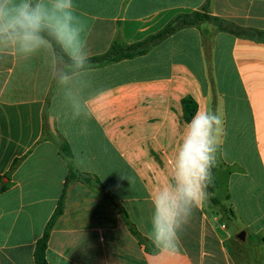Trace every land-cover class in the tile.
<instances>
[{
  "label": "crops",
  "instance_id": "0c3cea01",
  "mask_svg": "<svg viewBox=\"0 0 264 264\" xmlns=\"http://www.w3.org/2000/svg\"><path fill=\"white\" fill-rule=\"evenodd\" d=\"M74 4L87 22L89 59L106 54L115 41L141 42L195 12L252 32L238 36L205 23L210 50L202 30L189 27L144 55L90 69L91 115L76 121L41 58L0 53V181L7 185L0 193V264H35L36 244L70 169L94 188L79 180L68 184L48 239L49 264H264V0ZM211 68L215 76L209 79ZM185 97L194 99L197 110L223 118L215 195L232 214L206 201L185 226L175 254L150 252L98 190L150 240L149 197L170 177L188 122ZM221 185L225 201L218 196ZM225 221L245 231V239Z\"/></svg>",
  "mask_w": 264,
  "mask_h": 264
},
{
  "label": "clouds",
  "instance_id": "9594fccd",
  "mask_svg": "<svg viewBox=\"0 0 264 264\" xmlns=\"http://www.w3.org/2000/svg\"><path fill=\"white\" fill-rule=\"evenodd\" d=\"M87 30L74 0H0V53L11 52L24 61L41 58L73 121L91 115ZM223 123L220 114L197 110L184 126L168 181L150 194L148 235L161 254L178 251L185 226L211 197L208 188L214 185L212 170L222 154Z\"/></svg>",
  "mask_w": 264,
  "mask_h": 264
},
{
  "label": "trees",
  "instance_id": "16d2710c",
  "mask_svg": "<svg viewBox=\"0 0 264 264\" xmlns=\"http://www.w3.org/2000/svg\"><path fill=\"white\" fill-rule=\"evenodd\" d=\"M204 10H207V7H204ZM205 23L214 26L217 31L228 32V33L238 35V36H246L250 32H252L248 29H244L242 27H239V26L235 25L234 23L228 22L226 20H223V19H220L217 17L210 16L207 13L195 12L192 14L180 15V16L176 17L175 19H173L161 31H159L158 33H156L154 35L147 37L146 39H144L141 42L134 43L131 45H126L119 40L115 41L106 54L89 59L90 69L101 67V66H104V65H107L110 63H116V62L126 60V59H132L134 57L144 55L153 46L157 45L158 43H160L161 41H163L167 37L171 36L172 34L176 33L179 30H182L184 28H189V27H197V28H200L202 30V34L204 37V44L206 45V48L208 50H210L211 38H210V36H208L206 34L205 30H203V28H202V24H205ZM207 52H208L207 54L210 55V52L209 51H207ZM182 104H183L186 120L190 121L192 116L197 111V104L194 101V99L191 97H185L182 100ZM17 163L18 162L16 161V163L14 164V168L17 165ZM212 171H213V175L215 177L217 168L215 167ZM74 180H79V181L83 182L84 184L88 185L89 187L94 188V185L92 184V181L90 179H88L87 177L78 173L77 171L70 169L69 174H68L67 179H66L65 188H64V191L60 197L58 206H57L52 218L48 222L42 238L36 244V249H35V254H34L35 264H49L47 262V259H46V252L48 249V239H49L50 233L52 231V228H53L56 220L63 213L66 188H67L68 184ZM217 187H218V183H217V179L215 177L214 185H212L208 188V191L211 193V197L207 201L210 204H212L213 206L218 207L220 209V211H222L226 214H228V213L232 214V211L228 210L216 197L215 193H216ZM6 189H7V185L2 184V182L0 181V193L4 192ZM98 191H100V193L106 199H108L114 206H116L118 209H120L123 212L124 219L126 220L131 232L138 238L140 243L142 245L146 246L148 251L156 252L157 250L155 249L152 242L150 240L142 237V235L139 233V231L137 230L135 225L131 222L129 216L124 212L123 209H121L120 205L114 199H112V197L106 195L103 191H101V190H98Z\"/></svg>",
  "mask_w": 264,
  "mask_h": 264
},
{
  "label": "rangeland",
  "instance_id": "374dc122",
  "mask_svg": "<svg viewBox=\"0 0 264 264\" xmlns=\"http://www.w3.org/2000/svg\"><path fill=\"white\" fill-rule=\"evenodd\" d=\"M213 68H211L210 69V72L212 73H210V74H208V78L209 79H211V77L212 78H214V74H213ZM219 192H218V196L221 198L220 200L221 201H223L224 200V193H225V189H224V187H223V185H221L220 187H219ZM225 201V200H224ZM226 222V224H228V226H229V230L231 231V232H233V233H236V234H241L242 232H244L245 233V231H239V229L235 226V225H233L232 223H228L227 221H225Z\"/></svg>",
  "mask_w": 264,
  "mask_h": 264
},
{
  "label": "water",
  "instance_id": "95a60500",
  "mask_svg": "<svg viewBox=\"0 0 264 264\" xmlns=\"http://www.w3.org/2000/svg\"><path fill=\"white\" fill-rule=\"evenodd\" d=\"M238 238L241 239V240H244L245 239V233L242 232L241 234H239Z\"/></svg>",
  "mask_w": 264,
  "mask_h": 264
}]
</instances>
